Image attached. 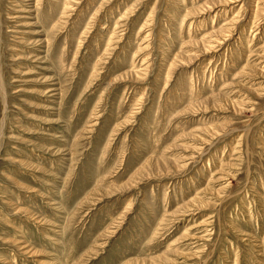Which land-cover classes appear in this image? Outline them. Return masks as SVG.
Returning a JSON list of instances; mask_svg holds the SVG:
<instances>
[{
  "label": "rangeland",
  "instance_id": "1",
  "mask_svg": "<svg viewBox=\"0 0 264 264\" xmlns=\"http://www.w3.org/2000/svg\"><path fill=\"white\" fill-rule=\"evenodd\" d=\"M0 264H264V0H0Z\"/></svg>",
  "mask_w": 264,
  "mask_h": 264
}]
</instances>
